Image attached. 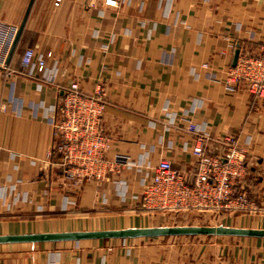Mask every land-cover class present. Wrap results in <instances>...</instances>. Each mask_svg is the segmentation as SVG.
Returning <instances> with one entry per match:
<instances>
[{"label":"crops","instance_id":"1","mask_svg":"<svg viewBox=\"0 0 264 264\" xmlns=\"http://www.w3.org/2000/svg\"><path fill=\"white\" fill-rule=\"evenodd\" d=\"M29 3L0 0V22L19 28ZM237 33L240 38L235 40ZM263 42L264 0H145L143 6L138 0H35L9 63L11 72L0 68V155L24 160V195L34 199L41 191L49 192L44 214L66 217L8 223L0 235L147 228L134 216L118 222L115 218L103 228L75 225L67 217L84 203L102 212L120 209L117 203L102 202L98 184H85L78 195L68 190L47 165L53 108L73 82L86 95L98 86L105 90L103 129L110 139L109 157L125 155L137 162L150 154L152 165L168 160L191 181L194 136L173 118L194 111L190 115L198 128L217 132L218 138L206 144L207 154H223L221 137L228 133L248 151L245 187L264 203V99L248 93L243 84L230 90L225 81L236 50L256 54ZM45 46L52 53L48 67L58 68L55 84L22 72L25 51L40 54ZM10 177H17L14 163H0V182ZM111 180L128 181L131 192L140 191L136 168ZM68 200L78 201L66 211ZM31 211L30 203H20L15 214L21 219ZM255 216L258 220L246 227H231L262 229L264 217ZM233 239L0 245V264H264L263 239Z\"/></svg>","mask_w":264,"mask_h":264},{"label":"built area","instance_id":"2","mask_svg":"<svg viewBox=\"0 0 264 264\" xmlns=\"http://www.w3.org/2000/svg\"><path fill=\"white\" fill-rule=\"evenodd\" d=\"M125 1L130 3L134 0ZM144 1L138 0L142 6ZM18 29L0 22V68L7 73L11 72L7 60ZM239 38L237 33L234 39ZM51 57L47 46L40 54L33 49L26 50L21 59L24 76L55 84L58 68L48 67ZM225 81L230 90L243 84L248 93L264 99V42L256 54L241 51L236 65L229 67ZM105 109L106 93L102 86H98L93 94L86 95L79 84L73 82L58 95L51 117L52 143L47 165L60 174L65 188L76 191L88 183L98 184L104 204L117 203L120 208L152 215L194 214L216 223L239 214L264 216V203L254 200L245 187L248 151L234 135L228 133L221 137L225 145L223 154L209 155L206 144L218 138L217 132L213 130L209 133L198 128L190 115L194 111L173 118V122L186 127L194 136L192 154L196 162L190 181L168 160L162 159L152 165L150 154L137 162L125 155L109 157L110 139L103 129ZM8 162L14 163L17 177L0 182V210L4 208L13 213L20 203H30L32 211H44L50 199L49 192L41 191L34 199L24 195L21 189L24 160L1 154L0 163ZM134 168L138 174V193L130 191L128 181L111 180ZM111 183L112 188L109 186ZM69 205H75V201L68 200L63 210H67ZM127 241L123 240V244L126 245ZM134 254L132 250L131 255Z\"/></svg>","mask_w":264,"mask_h":264},{"label":"water","instance_id":"3","mask_svg":"<svg viewBox=\"0 0 264 264\" xmlns=\"http://www.w3.org/2000/svg\"><path fill=\"white\" fill-rule=\"evenodd\" d=\"M35 0H30L23 22L18 29L8 56L10 63L21 39L27 19ZM240 50L237 49L233 66L236 65ZM238 237L264 239V229L238 228L227 226H174L154 228H128L120 230L72 231L55 233L0 235V245L43 244L61 242L97 241L107 239L134 240L159 237Z\"/></svg>","mask_w":264,"mask_h":264},{"label":"rangeland","instance_id":"4","mask_svg":"<svg viewBox=\"0 0 264 264\" xmlns=\"http://www.w3.org/2000/svg\"><path fill=\"white\" fill-rule=\"evenodd\" d=\"M63 187V186H62ZM81 191H83V188L76 190V194H81ZM81 199V198H80ZM79 200V199H78ZM76 200V201H78ZM75 201V203H76ZM76 205V204H75ZM119 205V204H118ZM79 206V204H78ZM83 207L81 209L76 208V213L72 216H67L73 219V222L75 223V225H77L76 223H78V225L82 226L83 224H85L87 227L90 225H93V227L95 226H101L106 227V226H111L113 223V220L116 218V222H118V220L125 218L127 216H134V218H137V220H142L140 221L141 225L146 224L145 227L147 228H154V227H174V226H227V227H231V226H248V224L250 223V220H258V218L253 214H239L236 216H242L238 219V221H236L234 218V221H232L231 218L225 217L222 221L216 223V222H211L208 221L207 218H204L202 215H194V214H187L184 216H172V215H161V214H153L150 215L149 217H141L140 214H136V213H141V212H135V214H130L129 212H124L123 210H127V209H117L116 210L114 208H111L110 210L113 211H108L105 210L104 212L102 211H97L95 209H92V205H88L86 203H84L82 205ZM110 206H115L114 204H110ZM67 211V210H66ZM107 211V212H106ZM127 211H131V210H127ZM18 210L14 211L13 213L7 212L5 211L3 208L0 210V233L4 232V228L6 226V224L8 223H15V224H20L22 221H51L52 220H63L65 219L66 216L61 215L62 213L60 212H54L57 215H51V216H47V214H44L43 211H31L29 213H25L27 216H25V218L20 217L21 219H18L17 217H19L18 215H16L15 213H17ZM65 213V211H62ZM63 213V214H64ZM143 213V212H142ZM24 215V214H23ZM14 219H12V218ZM16 217V218H15ZM264 217V216H263ZM264 220V218H263ZM144 222V223H143ZM143 223V224H142ZM118 223H116L117 225ZM261 227H263L262 229H264V222L262 223V225H260ZM258 227V226H257ZM7 232V230L5 231ZM164 239H173V240H177L180 238H190V239H195L198 240H206V242H209V240L211 239H223V238H236L233 240H240L242 238H238V237H161ZM258 239V238H257ZM264 240V239H263ZM39 245V244H38ZM15 246H22V245H18L16 244ZM24 246V245H23ZM28 246V245H25ZM2 247H0L1 249ZM16 248V247H15Z\"/></svg>","mask_w":264,"mask_h":264}]
</instances>
